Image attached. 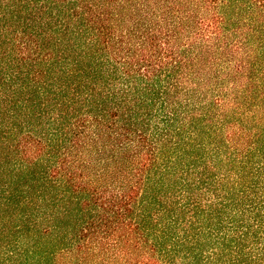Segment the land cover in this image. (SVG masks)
<instances>
[{"label":"trees","instance_id":"1","mask_svg":"<svg viewBox=\"0 0 264 264\" xmlns=\"http://www.w3.org/2000/svg\"><path fill=\"white\" fill-rule=\"evenodd\" d=\"M0 264H264V0H0Z\"/></svg>","mask_w":264,"mask_h":264}]
</instances>
